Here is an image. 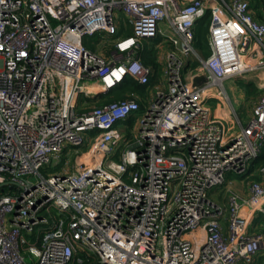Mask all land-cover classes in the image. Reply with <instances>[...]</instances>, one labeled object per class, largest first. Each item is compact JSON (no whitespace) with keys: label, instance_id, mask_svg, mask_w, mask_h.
I'll return each instance as SVG.
<instances>
[{"label":"built area","instance_id":"built-area-1","mask_svg":"<svg viewBox=\"0 0 264 264\" xmlns=\"http://www.w3.org/2000/svg\"><path fill=\"white\" fill-rule=\"evenodd\" d=\"M208 13L203 58L196 29ZM123 16L131 36L120 35ZM98 33L114 46L110 61L84 45ZM158 34L171 47L166 84L137 131L121 129L141 110L135 97L82 110L87 83L104 93L128 77L149 85L141 53ZM250 72H264V22L248 0H0V264H254L264 166L248 197L209 198L229 172L249 176L263 153L264 94L245 125L224 87ZM211 99L229 107L233 127L213 116ZM70 147L87 148L74 171ZM64 154L62 172L41 174ZM43 211L59 219L27 246L23 232L49 225Z\"/></svg>","mask_w":264,"mask_h":264},{"label":"rangeland","instance_id":"rangeland-1","mask_svg":"<svg viewBox=\"0 0 264 264\" xmlns=\"http://www.w3.org/2000/svg\"><path fill=\"white\" fill-rule=\"evenodd\" d=\"M207 20L211 21L210 13H208V15L203 20H201L202 22L200 21L199 23L200 24L204 23V21H207ZM166 23H168V20L163 21L160 24V26L165 28ZM122 26L124 27V24H123V21L120 20L118 23L119 31H120V27ZM161 39L162 37L160 36V34H158V36L155 39L145 41L144 42L145 52L146 53L151 52L153 49V46L155 47L156 44L159 43ZM101 41H102L101 34L99 33L96 34L94 37L86 36L83 39L84 45L89 50H92L98 53L105 51V47L100 43ZM199 46L200 44H198L196 40L195 48L198 52H199ZM201 64H202L201 62H196V64L193 67H191V69L197 68ZM189 71H190L189 68L184 71L183 73L184 77H186ZM260 78H262V76L260 75L259 72H250V73H247L246 76L244 77H237L235 79L233 78V79L227 80L224 83V87L227 90L231 98L232 104L245 125L247 124L249 120L250 113H252L255 104L260 99V97L264 94V82L262 81V79L260 80ZM106 96L109 99H114V98L117 99L122 96V93L118 92L117 89H115L113 90L112 93H109ZM83 98L84 97H81L80 104L83 102ZM217 103L218 101L216 99H211V100H208L207 105L211 107V109H214L217 106ZM95 133L96 131L91 132L89 135L94 136ZM70 148H71V157L69 158L70 160L69 168L71 169V171H74L76 158L81 153L86 151L87 148H84V147H81V148L70 147ZM115 160L118 161L117 158H115ZM67 161H68V158L66 157L65 154L59 160L52 159L51 163L49 165H46L41 170V174L45 177H48L51 174L60 173L66 167ZM259 174H260V171H259ZM248 175L250 176V178L252 177L256 178V176H251V174H248ZM246 177L247 176L229 172L226 175V180L224 184L217 186L213 188L212 190H210L209 198L213 201L223 202L225 198L227 197L229 191L232 190L231 188H234V187L236 188L241 183L245 182ZM33 179L35 181L37 180L36 178H33ZM126 182L130 183V181L128 180H126ZM41 215L46 217L49 220V225L48 224L38 225L34 228L33 232H28V231L23 232V235L28 242L27 246L33 245L36 243L40 246V242H42V239L44 235L46 234V232L50 230V228L53 226L54 221L59 219L58 215H55V214L50 215L46 211H43ZM256 222L258 225L261 224L260 228L261 230H263L264 229L263 227L264 215H259ZM24 255L26 256L28 260L31 259V255L28 252H24ZM258 258L254 262V264H264V256L259 259ZM35 260L36 259H33V261ZM94 263H95V260H92L91 264H94Z\"/></svg>","mask_w":264,"mask_h":264},{"label":"crops","instance_id":"crops-1","mask_svg":"<svg viewBox=\"0 0 264 264\" xmlns=\"http://www.w3.org/2000/svg\"><path fill=\"white\" fill-rule=\"evenodd\" d=\"M248 1L251 4V9L254 13L255 18L257 20L263 22L264 0H248ZM120 20L123 21V24H124V27L123 26L120 27V35L126 36V34L129 32L133 33V27H132L131 21L124 16L121 17ZM199 24L200 23H198V25ZM169 26L170 25H169V21H168V23L165 24V28L164 27H161V28L164 31L170 32L172 35H175V33L172 30H170ZM208 37H209V32H208ZM162 43L164 44L163 39H161L160 42L157 43L155 47L153 46V49L150 52L153 54V57L156 59V62L159 64V68H155L154 66H149L153 71L150 84L147 86L141 85L142 89L138 92H132V91H125V93L122 92L123 93L122 97H124V99L135 97L138 99V101L140 102V105H141L140 112L133 117L132 121L129 122L130 125H128V126L130 127L131 131H134V130L137 131V128L140 124L139 123L140 117L146 112V110H148V108L151 104V101L156 96V93L158 92V90L165 87L166 79H165V60L164 59H165L166 53L168 51H170L171 47L169 44H164L163 49H159L157 46L162 45ZM106 46H105V51L101 52V53H102V56L105 60L110 61L111 56H112V52L114 50V46L113 45H106ZM260 75L263 78L264 72H261ZM120 87H118L116 89H119ZM86 89H87L88 95H81L79 98V104H80L81 97H84L83 102L80 104L82 110H84V111L92 109L94 107L103 106V105H106L108 103L113 102V101H110V99L106 96L109 93H112V91H110L108 93H104L102 91V88L100 87V85L97 84L96 82L87 83ZM217 101H218L217 106L214 109H211V107L208 106L210 108L213 116L216 118H221L227 124V126L233 127L234 126V117H233L231 111L229 110V107L223 106V104L219 100H217ZM122 126H124V124H122L121 127ZM124 129H125V127L122 128V130H124ZM259 171H260V168L257 169V171L250 170L249 174H251V176H256V178H253V177L250 178V176H247L245 178V182L241 183L236 188L235 187L231 188L232 190H230V191L236 192L241 197H244V198L248 197L249 196L250 183L252 181H254L253 179H255L257 181L262 180V176L259 174ZM228 196H229V193L223 202H218V201H215V202H217L219 204H226ZM261 215H264V214H261ZM256 221H257V219H255L254 224L251 227V233H255V232L259 231V229L261 230V228H260L261 224L258 225ZM263 227H264V224H263ZM263 256H264V250L261 251L259 258H261Z\"/></svg>","mask_w":264,"mask_h":264},{"label":"trees","instance_id":"trees-1","mask_svg":"<svg viewBox=\"0 0 264 264\" xmlns=\"http://www.w3.org/2000/svg\"><path fill=\"white\" fill-rule=\"evenodd\" d=\"M263 22H264V18H263ZM210 23H211L210 20L204 21V23L199 24L197 26V29H196V40H197V43L200 44L199 53L201 54V56L203 58H208L211 54L209 37H208ZM132 34L133 33L129 32L126 34V36H131ZM141 58H142L141 60H142L144 65H146L148 67L154 66L155 68H159V64L156 62V59L153 57L152 53H150V52L146 53L144 50L141 53ZM141 89H142L141 85L134 78L128 77L126 79V81L121 85V87L119 89H117V91L120 93H122V92L125 93V91L138 92ZM112 92H113V90H112ZM122 95H123V93H122ZM121 97H119L117 99L116 98L110 99V101L115 102V101L124 100V97H122V98ZM132 120H133V117L131 119H129L126 123H124V126H122L121 129L123 127H125L124 131L130 133L131 129L128 125H130L129 122ZM263 166H264V149H263V153L260 155V157L252 163L250 170H257Z\"/></svg>","mask_w":264,"mask_h":264},{"label":"water","instance_id":"water-1","mask_svg":"<svg viewBox=\"0 0 264 264\" xmlns=\"http://www.w3.org/2000/svg\"><path fill=\"white\" fill-rule=\"evenodd\" d=\"M207 82V76L202 74L194 79V86L200 87L201 85L205 84Z\"/></svg>","mask_w":264,"mask_h":264}]
</instances>
